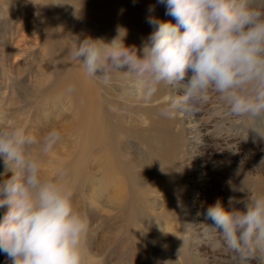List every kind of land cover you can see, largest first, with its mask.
<instances>
[{"label": "rangeland", "instance_id": "374dc122", "mask_svg": "<svg viewBox=\"0 0 264 264\" xmlns=\"http://www.w3.org/2000/svg\"><path fill=\"white\" fill-rule=\"evenodd\" d=\"M106 4L0 0V124L38 140L60 131L52 152L42 154L37 145L33 155L42 156L45 179L67 170L73 203L91 225L86 264H240L203 213L217 200L228 211L243 210L248 197L264 195V117L230 115L210 93L199 110L166 118L161 109L173 95L167 87L145 101L126 74H113L105 85L76 60L95 100L92 115L79 111L74 92L56 78L75 63L73 36L111 42L120 30L126 46L140 49L154 31L150 15L176 22L158 0ZM4 173L0 158V182L12 175ZM6 210L0 208V219ZM0 264H11L3 252Z\"/></svg>", "mask_w": 264, "mask_h": 264}, {"label": "clouds", "instance_id": "9594fccd", "mask_svg": "<svg viewBox=\"0 0 264 264\" xmlns=\"http://www.w3.org/2000/svg\"><path fill=\"white\" fill-rule=\"evenodd\" d=\"M176 22L149 16L154 31L142 48L126 46L121 31L111 42L73 36L70 55L89 79L110 83L124 73L132 90L150 101L167 87L173 95L161 115L199 110L216 94L222 107L238 118L264 117V0H158ZM154 8H149L153 12ZM69 92L74 86H69ZM62 141L59 130L42 139L20 126L0 124V252L11 264H86V214L76 209L67 170L55 179L42 176V156ZM264 165L261 161L260 167ZM233 202L229 198V203ZM244 209L228 211L220 200L203 213L222 242L249 264H264V195L248 197ZM199 215V213H198ZM257 254H259L257 256Z\"/></svg>", "mask_w": 264, "mask_h": 264}, {"label": "bare ground", "instance_id": "6f19581e", "mask_svg": "<svg viewBox=\"0 0 264 264\" xmlns=\"http://www.w3.org/2000/svg\"><path fill=\"white\" fill-rule=\"evenodd\" d=\"M107 1L108 0H99L103 8H104V4L107 5L106 4ZM100 24L104 26L105 22H100ZM54 34L55 32H53V30L48 31L47 36H46L47 42L50 41V38ZM58 65H59V62L57 63V66ZM56 78L67 89L69 88V86H74V91H73L74 94L72 93V97L74 95L75 105L79 111L87 112L90 115L94 113L95 100H93V95H92L93 93H91L90 91L88 92L83 80L81 79V75L77 67L76 60L73 65L70 66L68 64H65L62 69H58ZM63 93H64V90H63Z\"/></svg>", "mask_w": 264, "mask_h": 264}]
</instances>
